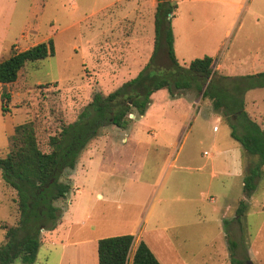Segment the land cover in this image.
<instances>
[{
	"label": "rangeland",
	"instance_id": "374dc122",
	"mask_svg": "<svg viewBox=\"0 0 264 264\" xmlns=\"http://www.w3.org/2000/svg\"><path fill=\"white\" fill-rule=\"evenodd\" d=\"M171 1L181 64L209 56L230 76L218 75L264 71V0H246L237 9L204 0ZM152 36L147 0H0V59L48 39L54 46V56L20 71L3 116L0 104V158L14 127L25 122H33L40 150L49 152V137L76 120L92 92L114 91L129 80L120 79L123 69L139 72L147 64L131 58L144 60ZM164 95L166 100L158 99ZM244 99L249 117L264 129V89L248 91ZM143 117L141 125L140 117H129L144 128L135 139L106 127L81 153L69 176L61 219L65 233L55 246L41 244L37 264H56L60 249L72 250L59 240L126 234L134 237L132 252L142 241L160 264H264V166L239 222L242 177L255 158L230 137L209 100L158 92ZM8 191L10 206L0 208V222L12 225L16 195ZM2 239L0 229V245ZM83 250L90 263L95 244Z\"/></svg>",
	"mask_w": 264,
	"mask_h": 264
},
{
	"label": "trees",
	"instance_id": "16d2710c",
	"mask_svg": "<svg viewBox=\"0 0 264 264\" xmlns=\"http://www.w3.org/2000/svg\"><path fill=\"white\" fill-rule=\"evenodd\" d=\"M176 4L156 0L153 13L152 52L137 75L114 91L103 95L92 92L91 99L75 121L62 125L48 139L50 151L38 146L33 122L14 127L8 151L0 158L3 183L15 192L17 219L12 225H0L3 241L0 264H34L42 244V233L53 231L61 222L64 203L71 191L69 176L81 153L106 127L126 130L134 118L142 117L151 103V95L166 90L171 97L196 94L208 99L230 130V137L244 154L255 158L242 177V195L236 216L247 210L246 199L255 190V181L264 166V129L245 110L248 91L264 89V71L236 77L222 76L214 69L215 60L204 56L182 66L173 48L171 20ZM54 56L53 41L48 39L23 51L10 50L0 59V104L2 116L12 98L11 87L28 64ZM164 60L166 63H164ZM134 237L120 235L97 241V264H160L148 246L139 241L132 252ZM239 264L238 262H233Z\"/></svg>",
	"mask_w": 264,
	"mask_h": 264
},
{
	"label": "crops",
	"instance_id": "0c3cea01",
	"mask_svg": "<svg viewBox=\"0 0 264 264\" xmlns=\"http://www.w3.org/2000/svg\"><path fill=\"white\" fill-rule=\"evenodd\" d=\"M199 1H202V0H199ZM245 1L246 0H238L237 2H234V1H230V0H204V1H202V2H214V3H218V4H221V5H227V6H232L233 8H239V7H241L242 5H244L245 4ZM147 2L149 3V5L153 8V13H154V8H155V5H156V0H147ZM171 25H172V23H171ZM172 32H174V28L172 27ZM127 36V35H126ZM173 37H174V34H173ZM152 41H153V36H152V40H151V51H146V55H145V58H144V60L142 61V60H139V58H137V55L135 54V56H132V58L131 59H135L136 60V63H139V62H141V66L145 63V62H148L147 60H149V58H150V55H151V52H152ZM173 48H174V42H173ZM174 53H175V49H174ZM176 56V55H175ZM209 57V56H208ZM177 58V57H176ZM212 59H214L215 60V66H214V69L216 70V71H222V73L223 74H226V75H229V74H227V73H225V71L224 70H222L221 69V66H220V64H217V61H216V59L215 58H213V57H211ZM177 61L179 62V60L177 59ZM112 63V62H111ZM183 63V62H182ZM179 64L180 65H182V66H185L184 65V63L183 64H181L180 62H179ZM139 65V64H138ZM140 69H138V71H139ZM122 71H124L123 72V74H122V76L121 75H119V77H120V79H132V78H134L136 75H137V71H134V73L133 72H129L130 70H125V69H123ZM230 76V75H229ZM108 78L109 79H113V77H112V75H108ZM106 79H107V77H106ZM113 84V83H112ZM13 86V85H12ZM158 92H166V90H159V91H157V92H155V93H153L152 95H151V98H152V96L154 95V94H156V93H158ZM160 94H162V93H160ZM166 94V93H165ZM167 95H164V97L162 96V98H158V99H160L161 101H163V100H166L167 98ZM244 101H245V99H244ZM151 104V103H150ZM246 107V106H245ZM246 110V109H245ZM145 115V114H144ZM143 115V116H144ZM140 117V119H141V121H139V123H140V125H141V123H142V120L145 118V117ZM133 117V116H132ZM134 118V117H133ZM221 118V117H220ZM135 119V118H134ZM220 120H222V119H220ZM115 129H117V128H115ZM142 129H144L143 128V126H136V125H134V122H132L131 124H130V126H129V128L128 129H126V130H120V129H117L118 131H121L122 132V134H124V135H127L129 138H133L134 136H137L138 134V132H139V130H142ZM146 129V131L148 130V131H150V129H148V128H145ZM216 129V127H213V130H215ZM124 135H123V138H121V140L123 141V140H125V141H127L128 142V139L127 138H124ZM133 139H135V138H133ZM172 146V145H171ZM215 152L216 153H218V151L217 150H215ZM8 190H11V188H9V187H7L4 183H3V181H1L0 182V208L2 207V206H5V205H9L10 206V191H8ZM9 192V193H8ZM98 197H100L99 195H98ZM241 200H244V197H243V195H242V198H241ZM241 200H239V201H241ZM249 200H251V196H250V198L249 199H246L245 201L247 202V210H246V213L248 212V209H249ZM14 202V201H13ZM246 213H245V215H244V219H243V221H242V219H241V222L243 223L244 222V220H245V218H246ZM0 223H6V224H8L7 222H0ZM63 226H65L64 225V223H62V222H60L58 225H57V227L53 230V231H50V232H43L42 233V243L43 242H45V241H48V242H50V245H52V246H55V245H57V240L58 239H62V236H59L60 234H63V233H65V231H62V229L64 228ZM66 229H69L68 227L66 228ZM66 238H68V236L67 237H65L64 239H66ZM102 237H95V238H93V239H89V238H78V239H76V240H69V239H67V240H59L60 241V245L61 246H63V247H65V246H67V247H71V251L70 252H63V251H61V249H60V252H59V256H58V258H57V262H56V264H72L73 262L74 263H76V264H97V253H96V248H97V241L99 240V239H101ZM3 240V239H2ZM94 243L95 244V254L93 255L94 257H92V260H90V263L86 260L87 258H86V253L84 252V248H86L87 247V244H89V243ZM139 242V241H138ZM66 248V247H65ZM151 251V250H150ZM86 258V259H85ZM46 260H47V258H46ZM48 261V260H47ZM34 264H37V257H36V261L34 262Z\"/></svg>",
	"mask_w": 264,
	"mask_h": 264
},
{
	"label": "built area",
	"instance_id": "2783aa9c",
	"mask_svg": "<svg viewBox=\"0 0 264 264\" xmlns=\"http://www.w3.org/2000/svg\"><path fill=\"white\" fill-rule=\"evenodd\" d=\"M129 117H132V115H129Z\"/></svg>",
	"mask_w": 264,
	"mask_h": 264
}]
</instances>
